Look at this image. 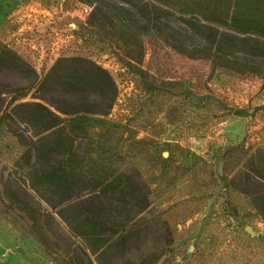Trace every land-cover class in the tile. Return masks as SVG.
<instances>
[{
  "label": "rangeland",
  "instance_id": "374dc122",
  "mask_svg": "<svg viewBox=\"0 0 264 264\" xmlns=\"http://www.w3.org/2000/svg\"><path fill=\"white\" fill-rule=\"evenodd\" d=\"M16 1L24 11L12 18L24 19L14 18V34L0 35V51L7 45L28 66L0 55V112L24 87L16 101H39L74 117L76 126L65 130L78 153L98 145L126 161L132 185L107 191L84 180L70 200L73 209L94 205L114 221L149 218L117 259L155 251V264H264V218L251 194L256 184H247L243 164L232 153L222 162L223 174L215 171L226 145L242 139L264 144V79L176 51L121 0L101 4L114 21L123 17L127 32L116 25L100 30L92 24V7L79 0ZM115 4L129 11L116 14ZM165 20L188 30L177 15ZM76 55L106 68L113 84L102 89L78 72L63 75ZM168 86L182 90L174 93ZM4 121L11 130L0 134V264H58L72 250L86 252L88 264H99L85 238L30 186L28 169L11 164L21 142L42 135L59 144L62 131L36 135L16 118ZM49 156L61 157V147ZM5 183L36 209L45 245L26 231L31 224L21 220Z\"/></svg>",
  "mask_w": 264,
  "mask_h": 264
},
{
  "label": "trees",
  "instance_id": "16d2710c",
  "mask_svg": "<svg viewBox=\"0 0 264 264\" xmlns=\"http://www.w3.org/2000/svg\"><path fill=\"white\" fill-rule=\"evenodd\" d=\"M79 1L92 7V24L94 21V25L100 30L105 31L116 25L115 27L125 32L129 31L130 28L122 21L121 15H117L115 21L110 18L107 12L109 7L103 6L102 0ZM121 1L132 6L145 19L146 29L152 30L176 51L189 57L208 58L213 65L255 73L264 79V0ZM111 8L116 9V14L121 10L129 11L119 4ZM169 15H177L189 31L168 23L165 18ZM86 24L88 25L87 22ZM0 55L21 66H28L7 45H2ZM69 58L70 63L81 67L71 69L70 63L66 65L62 73L68 78L74 77V72H78L102 89L104 85L113 84L107 69L86 55ZM24 89H18L19 95H22ZM19 95L12 96L0 112L1 135H6L11 130L6 125L5 118H16L34 129L36 135L61 130L62 137L59 144L47 142L42 135L28 142H21L20 149L12 158V166L28 169L30 186L39 192L50 208L68 222L72 230L85 238L99 264H155L159 258V253L155 251L136 260L117 259L127 247L133 233L139 231L149 218L114 221L100 216L94 205L73 209L70 203L79 183L84 180L91 187L107 191L132 185L134 178L126 161L98 145L87 152L78 153L73 148V137L65 130L67 126H76L71 121L74 117L62 116L39 101H16ZM78 117H84V114L81 113ZM60 147L62 156L52 160L49 154ZM231 153L241 160L247 184H256L251 194L264 218V144H247L242 139L238 143L226 145L221 157L225 159ZM5 184L6 195L15 202L21 220L31 224L26 231L45 245L44 235L36 225V209L26 200L18 199L9 184ZM135 191L134 188L130 190L131 194ZM245 191L250 192L249 189ZM140 199L142 205L148 203L145 193L141 194ZM86 256L84 251L72 250L55 261L58 264H88Z\"/></svg>",
  "mask_w": 264,
  "mask_h": 264
},
{
  "label": "crops",
  "instance_id": "0c3cea01",
  "mask_svg": "<svg viewBox=\"0 0 264 264\" xmlns=\"http://www.w3.org/2000/svg\"><path fill=\"white\" fill-rule=\"evenodd\" d=\"M22 11H24L23 5L18 4L16 0L0 1V35L6 38L8 35H12L16 32L18 23L15 24V22H13L14 18H18L20 21L24 19V16L12 18V15L16 13L17 15H15L18 16V13Z\"/></svg>",
  "mask_w": 264,
  "mask_h": 264
},
{
  "label": "water",
  "instance_id": "95a60500",
  "mask_svg": "<svg viewBox=\"0 0 264 264\" xmlns=\"http://www.w3.org/2000/svg\"><path fill=\"white\" fill-rule=\"evenodd\" d=\"M168 90H170L171 92H174V93H180L181 90H182V87H173V86H168L166 87ZM205 121L207 120V118L204 119ZM223 157H219L218 158V161L216 163V168H215V171L219 174V175H222L223 174V171H222V162H223Z\"/></svg>",
  "mask_w": 264,
  "mask_h": 264
},
{
  "label": "built area",
  "instance_id": "2783aa9c",
  "mask_svg": "<svg viewBox=\"0 0 264 264\" xmlns=\"http://www.w3.org/2000/svg\"><path fill=\"white\" fill-rule=\"evenodd\" d=\"M87 5V4H86ZM88 6V5H87ZM89 7V6H88Z\"/></svg>",
  "mask_w": 264,
  "mask_h": 264
}]
</instances>
